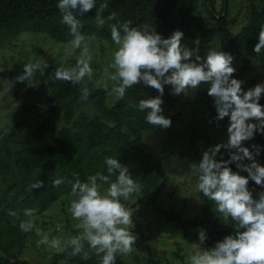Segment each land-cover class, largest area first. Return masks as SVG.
<instances>
[{
	"label": "clouds",
	"instance_id": "9594fccd",
	"mask_svg": "<svg viewBox=\"0 0 264 264\" xmlns=\"http://www.w3.org/2000/svg\"><path fill=\"white\" fill-rule=\"evenodd\" d=\"M95 6L96 0H58L56 7L61 22L68 26L72 36L65 56H73L77 50L79 55L74 65L62 62L53 69V82L80 85L85 78L92 80L93 55L75 13L84 15ZM101 8H107V4ZM107 19L116 20V13H111ZM96 23L98 27L105 24L99 13ZM109 28L111 40L117 47L104 71L113 82L111 94L115 100H123L128 90L137 85L155 90L156 96L140 99L129 107L146 113L147 124L167 130L172 120L164 115L162 107L166 86L170 88V95L187 97L190 91L208 85L206 93L213 101L216 126L219 127V122L225 118L228 120L226 140L202 150L199 161L191 162L189 169L196 178V190L214 203L215 213L219 214H215V218L230 220L233 231L207 247V229L198 228V242H193L194 250L188 254L187 264H264V191L254 195L255 189L249 187L251 181L264 188V164L258 159L262 146L255 143L245 146V142L253 140L257 133L264 135V104H261L264 82L245 90V81L235 77L237 68L233 54L212 48L202 56L199 47L182 44L185 33L179 29L165 38L148 23L134 27L131 21L117 22ZM196 43L199 44V39ZM262 50L264 25L260 27L258 43L253 48L256 55L262 54ZM49 67L44 56L29 60L12 84L19 82L28 86L38 72L43 73ZM90 94L87 87L81 88L82 101H87ZM7 124V121L0 122V136L9 134ZM104 165V171L90 174L84 181L77 178L68 182L72 198L67 211L75 221V235L50 238L49 233L36 227L34 217L38 210L35 208L24 209V216L29 219L20 220V231L29 233L35 229L40 237L37 247L46 245L56 254L70 251L71 256L82 255L84 260L94 254L99 264H116L118 255H130L137 235L132 231L133 212L124 201L143 195L147 185L134 179L129 167L118 158L105 157ZM63 183L61 178L52 181L57 188ZM43 187L42 180L30 185V189ZM7 214L19 219L14 210ZM57 230H60L59 225Z\"/></svg>",
	"mask_w": 264,
	"mask_h": 264
},
{
	"label": "trees",
	"instance_id": "16d2710c",
	"mask_svg": "<svg viewBox=\"0 0 264 264\" xmlns=\"http://www.w3.org/2000/svg\"><path fill=\"white\" fill-rule=\"evenodd\" d=\"M201 1L96 0V6L91 11L84 15L79 13L75 15L83 26L81 29L83 35H96L110 41L112 40L109 25L117 22L131 21V26L134 27L148 23L165 38L179 29L185 33L182 44L190 48L199 47L200 54L204 56L210 49L208 42L212 32L205 25L199 37L193 32L196 23L194 14ZM230 1L222 0L223 7L218 16L217 0H204L203 3L209 14L222 25L228 16ZM259 1L256 3L254 0L249 23L224 44L223 51L230 52L235 59L239 58L241 52L250 56L237 68L235 77L242 80L251 67L252 58L264 60V50L260 55L253 51L255 44L258 43L260 27L264 25V0ZM57 2L58 0H0V46L26 31L47 34L58 42H69L72 36L68 26L61 22ZM103 4H107V8L102 9ZM113 12L116 13V20L109 21L107 18ZM97 13L105 20L102 27L97 26ZM65 62L67 66H71L75 64L76 59ZM61 63L49 62L51 67L45 69L43 73L38 72L28 86L26 83H15V91L18 92L25 87L30 91H42L44 86L38 83V79L50 80L53 69ZM23 66L24 64H19L9 70L0 68V79L15 78L22 72ZM85 80L86 82L80 85L57 82V86L43 102L44 115L41 122L34 124L26 118L17 120L9 127L8 135L0 136V179L5 180V185H0V248L5 252L0 255V264H39L21 258L27 233L19 229L20 217L17 219L9 216L7 214L9 210L16 211L19 216L24 214L26 208H46L54 200L70 192L69 181L74 182L77 178L84 181L88 175L104 171V160L108 156L120 159L127 166L136 162L140 168L138 171L142 170L145 175L157 172L162 177V182L153 192L154 208L169 219L178 221L179 225L184 227L185 234L190 227L207 229L209 237L207 247L231 234L233 231L231 221L226 223L222 218L217 220L215 214L217 216L219 214L215 213V205L207 198H204L202 204V214L192 219L183 218L181 212L166 209L156 200L170 183L168 167L149 149L145 138L147 133L157 128L145 122L146 113L129 107V104L138 103L140 99L156 96L158 93L137 85L128 90L123 100H116L114 105H109L108 90L103 85H94L93 79ZM243 86L245 90L249 88L245 84ZM83 87H87L91 93L87 101L80 98ZM207 87L208 85H201L194 91L208 96ZM163 99L164 115L171 118L172 126L168 129L172 131L179 116L172 111L177 97L170 95L165 89ZM78 104L83 106L93 104L96 113L90 116L87 112H81L75 117V107ZM261 104H264V98L261 99ZM63 119L73 126L64 125L58 130L56 137H53ZM131 125L132 134L126 131V127ZM253 143L261 145L264 153V135L257 133L253 140L245 142V146L251 147ZM232 168L234 170V164ZM14 169H19L18 174L13 173ZM10 174H13V179L7 181L6 177ZM57 178L65 181L58 188L52 184ZM38 180L44 181V187L30 189V185ZM249 187L255 189L254 195L262 189L251 181ZM127 206L132 208L134 204L128 203ZM131 210L136 229L143 234L138 220V214H142L143 211L142 209L135 211L134 208ZM177 229L178 227H174L173 232L175 233ZM85 247L87 250V245ZM154 262L162 264L160 261ZM50 264H99V258L93 254L88 260H84L82 255L74 257L69 251L64 254L55 253ZM116 264L135 263H128L118 255Z\"/></svg>",
	"mask_w": 264,
	"mask_h": 264
},
{
	"label": "rangeland",
	"instance_id": "374dc122",
	"mask_svg": "<svg viewBox=\"0 0 264 264\" xmlns=\"http://www.w3.org/2000/svg\"><path fill=\"white\" fill-rule=\"evenodd\" d=\"M203 2L204 0L194 14L196 23L193 32L199 37L203 32V25L207 26L212 32L208 42L210 49L224 50V44L249 23L254 0H231L228 5V16L222 25H219L209 14ZM222 7V0H217L216 15ZM84 36L93 55L94 85H103L108 90V104L114 105L116 100L111 94L113 82L108 79L104 69L117 46L113 41L96 35ZM68 46L69 42H58L47 34L26 31L9 43L0 46V68L9 70L29 60H35L39 56H44L48 63L76 59L79 50L73 56H65V49ZM247 57L250 56L241 52L239 58L234 60V66L241 67ZM13 80L14 78L0 79V122L7 121V126L10 127L15 121L26 118L38 124L43 120V102L57 86V82L39 78L38 83L44 86L42 91H30L25 87L16 92L15 84H12ZM243 80L248 87L264 82V60L258 57L252 58L251 67ZM165 89L170 90L169 86ZM172 111L179 114L172 131L157 128L145 136L149 149L167 165L170 176L169 185L156 200L166 209L181 212L183 218L192 219L202 214L205 197L196 190V178L191 173L189 164L199 161L202 150L226 140L228 120L225 118L224 121H220V126L217 127L213 119L216 112L212 98L197 91H190L187 97H177ZM81 112H87L93 116L96 113V107L93 104L86 106L78 104L75 107V117ZM210 120L213 122L209 123ZM64 125L73 126L72 123H67L63 119L53 133V137H56L58 130ZM126 131L132 134V125L127 126ZM224 158L227 159L226 152H224ZM258 159L261 164H264V153L261 152ZM128 167L134 179L147 185L143 195L133 196L129 201H124L126 205L134 204L136 207H131L135 211L142 209V214H138V220L144 236L137 231L133 221L132 231L137 235L136 245L130 255L120 256V258L135 264H155L154 261H160L162 264H187L188 254L194 250L193 242H198L199 227H190L186 235L184 227L179 225L178 221L169 219L154 208L153 192L162 182V177L157 172L145 175L142 170H137L139 167L136 162ZM236 170L235 167L234 171ZM18 172L19 169H14L13 173L18 174ZM12 179L13 174L6 177L7 181ZM0 185H5L3 178L0 179ZM260 191H264V188ZM71 198L70 192L65 193L46 208H38L34 217L36 227L49 233L50 238L51 236L67 238L75 235L76 230L73 228L75 221L71 219L67 211ZM19 217L21 220L29 219L24 214ZM57 225L60 226V230H57ZM174 227H178L175 233ZM39 238L35 229L27 233L21 258L33 263L50 264L55 252L48 249L46 245L37 247L36 242ZM3 254L5 252L0 248V255Z\"/></svg>",
	"mask_w": 264,
	"mask_h": 264
},
{
	"label": "water",
	"instance_id": "95a60500",
	"mask_svg": "<svg viewBox=\"0 0 264 264\" xmlns=\"http://www.w3.org/2000/svg\"><path fill=\"white\" fill-rule=\"evenodd\" d=\"M260 137V136H259ZM260 141H261V139H260ZM261 143V142H260Z\"/></svg>",
	"mask_w": 264,
	"mask_h": 264
}]
</instances>
